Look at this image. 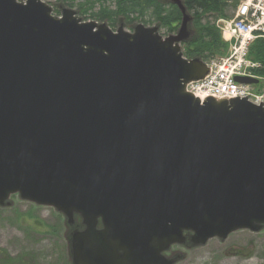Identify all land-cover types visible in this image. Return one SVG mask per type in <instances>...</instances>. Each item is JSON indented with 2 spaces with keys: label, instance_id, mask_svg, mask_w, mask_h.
<instances>
[{
  "label": "water",
  "instance_id": "95a60500",
  "mask_svg": "<svg viewBox=\"0 0 264 264\" xmlns=\"http://www.w3.org/2000/svg\"><path fill=\"white\" fill-rule=\"evenodd\" d=\"M170 1L183 18L163 37L0 0V207L79 216L71 264H176L175 245L264 230V104L188 92L209 69L184 57L192 17Z\"/></svg>",
  "mask_w": 264,
  "mask_h": 264
},
{
  "label": "rangeland",
  "instance_id": "374dc122",
  "mask_svg": "<svg viewBox=\"0 0 264 264\" xmlns=\"http://www.w3.org/2000/svg\"><path fill=\"white\" fill-rule=\"evenodd\" d=\"M19 1L25 2V0ZM42 1L52 7L53 15L57 18L62 16L64 9H71L83 22L94 21L98 24H107V22L92 20L88 15L84 18L78 12L79 4L96 0H66L64 3L60 0ZM101 1L107 6L112 5L111 0ZM237 1L239 0H227L226 17L210 19L209 23L220 31L221 38L227 48L223 55H214L207 59V62H218L231 52V46L224 40L223 34L227 21H230L234 16ZM98 8L99 4L96 6V10ZM139 24L146 27H159L155 23L145 24L138 21L130 25L128 22L122 21L112 29L116 31L123 26L127 31L133 32L134 27ZM176 33L169 34L160 28V34L163 37ZM251 61L253 60L251 59ZM261 67L262 65L259 64V68L254 72ZM252 93L257 97L264 96V79ZM8 203L9 206L0 207V262L9 264V260L12 258L15 259L12 260L15 264H18L21 259L23 264H33L37 261L52 264L57 261L59 264H68L70 258L66 237L67 226L63 215L53 207L38 206L23 201L17 195L12 196ZM171 252L177 255L176 264H264V231L260 233L239 231L225 241L214 239L202 247L174 246L167 256H171Z\"/></svg>",
  "mask_w": 264,
  "mask_h": 264
},
{
  "label": "trees",
  "instance_id": "16d2710c",
  "mask_svg": "<svg viewBox=\"0 0 264 264\" xmlns=\"http://www.w3.org/2000/svg\"><path fill=\"white\" fill-rule=\"evenodd\" d=\"M111 2L112 5L107 6L101 0L86 1V4L78 5V12L82 17L88 15L92 20L107 22L111 28L122 21L130 25L139 21L145 24L155 23L169 34L176 33L182 22L183 15L180 9L170 0H111ZM98 4L99 8L96 10ZM183 4L192 17L193 31L192 38L182 46L184 57L189 60L198 58L206 61L214 55H223L227 45L222 40L220 31L209 22L211 18L226 17L227 0H183ZM249 58L262 64L263 69L258 71V76L264 79V40L259 39L251 46ZM77 225L81 227L79 218ZM69 233L70 227L67 226V239ZM12 260L15 259L11 258L9 264H15ZM18 264H23L22 259Z\"/></svg>",
  "mask_w": 264,
  "mask_h": 264
},
{
  "label": "built area",
  "instance_id": "2783aa9c",
  "mask_svg": "<svg viewBox=\"0 0 264 264\" xmlns=\"http://www.w3.org/2000/svg\"><path fill=\"white\" fill-rule=\"evenodd\" d=\"M223 35L230 43V54L211 63L208 76L191 84L189 90L202 100L249 98L264 103V96H255L251 87L235 81L236 77H254V70L259 68V64L249 59V50L254 41L264 39V0H240Z\"/></svg>",
  "mask_w": 264,
  "mask_h": 264
},
{
  "label": "bare ground",
  "instance_id": "6f19581e",
  "mask_svg": "<svg viewBox=\"0 0 264 264\" xmlns=\"http://www.w3.org/2000/svg\"><path fill=\"white\" fill-rule=\"evenodd\" d=\"M0 264H5V263H1V262H0ZM33 264H52V263H45V262H39V261H37V262H35V263H33ZM55 264H59V262L56 261Z\"/></svg>",
  "mask_w": 264,
  "mask_h": 264
},
{
  "label": "flooded vegetation",
  "instance_id": "af4514ba",
  "mask_svg": "<svg viewBox=\"0 0 264 264\" xmlns=\"http://www.w3.org/2000/svg\"><path fill=\"white\" fill-rule=\"evenodd\" d=\"M170 251H171V250H170ZM171 253H172V254H171L170 257H177V255H174L175 253H174V254H173V252H171Z\"/></svg>",
  "mask_w": 264,
  "mask_h": 264
}]
</instances>
